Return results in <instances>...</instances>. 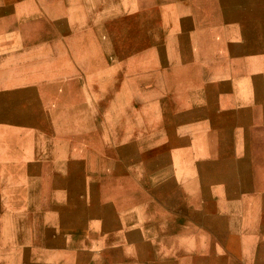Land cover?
<instances>
[{
  "label": "crops",
  "instance_id": "0c3cea01",
  "mask_svg": "<svg viewBox=\"0 0 264 264\" xmlns=\"http://www.w3.org/2000/svg\"><path fill=\"white\" fill-rule=\"evenodd\" d=\"M263 14L264 0H0V114L19 118L0 123V139L74 147L29 160L4 147L0 194L13 196L0 220L9 206L32 234L0 237V264H264V158L252 150L248 171L226 170L229 154L196 140L219 130L221 112L264 114ZM216 64L222 79L234 65L248 89L232 109L201 96L190 105ZM158 95L168 121L138 120ZM25 192L49 199L22 208L26 220Z\"/></svg>",
  "mask_w": 264,
  "mask_h": 264
},
{
  "label": "bare ground",
  "instance_id": "6f19581e",
  "mask_svg": "<svg viewBox=\"0 0 264 264\" xmlns=\"http://www.w3.org/2000/svg\"><path fill=\"white\" fill-rule=\"evenodd\" d=\"M169 1V0H168ZM217 1V0H216ZM160 2V1H159ZM203 3V2H202ZM205 3V2H204ZM209 3V2H208ZM212 3V2H211ZM3 4V3H2ZM1 4V5H2ZM169 5V4H168ZM227 6V5H226ZM161 8V6H160ZM218 8V7H217ZM13 9V8H12ZM193 10V9H192ZM219 10V9H218ZM167 11V10H166ZM219 12V11H218ZM169 13V12H168ZM264 15V14H263ZM213 16V15H212ZM215 16V15H214ZM119 17V16H118ZM207 17V15H206ZM134 19V18H133ZM161 19V18H160ZM206 19V18H205ZM209 19V18H208ZM48 20V19H47ZM162 20V19H161ZM160 20V22H161ZM222 20V19H220ZM232 21V20H230ZM48 22V21H47ZM135 22V21H134ZM195 27L199 28L200 30L202 29L203 26V19L198 16L196 18H194L193 20ZM222 23V21H221ZM206 24V23H205ZM211 24V23H210ZM213 24V23H212ZM118 25V23H117ZM160 25V24H159ZM238 25V24H237ZM4 26V25H3ZM42 26V25H41ZM51 26V25H50ZM75 26V25H74ZM155 26V25H154ZM235 26V25H234ZM240 26V25H238ZM135 27V26H134ZM245 27V26H244ZM256 27V26H254ZM258 27V26H257ZM56 28V27H55ZM151 28V27H150ZM229 28V27H228ZM134 29V28H133ZM245 29V28H244ZM50 31V29H48ZM52 30V28H51ZM119 30V29H118ZM117 30V31H118ZM256 30V29H255ZM259 30V29H258ZM93 31H94V27H93ZM97 32V31H96ZM120 32V31H119ZM48 33V32H47ZM262 33V32H261ZM50 35H52L51 33H49ZM99 34V33H98ZM62 35V34H61ZM97 35V34H95ZM256 35V34H255ZM38 36V35H37ZM241 36V35H240ZM56 37V35H55ZM164 37V36H163ZM39 39V37H37ZM61 38V37H60ZM152 38V36H151ZM247 38V37H246ZM257 38V37H256ZM263 38V37H262ZM101 39V38H99ZM164 39V38H163ZM245 39V38H244ZM63 40V39H62ZM225 42L228 44L229 42L232 41H237L236 37L234 35H230V34H226L225 38H224ZM242 40V39H241ZM259 40V39H258ZM47 41V40H46ZM64 41V40H63ZM220 40L215 39V44L217 42H219ZM48 42V41H47ZM150 42V41H149ZM115 43V42H114ZM160 43V42H159ZM116 44V43H115ZM108 45V44H107ZM128 45V44H127ZM162 46V45H161ZM143 47V46H142ZM240 47V46H239ZM124 48V47H123ZM122 48V49H123ZM256 48V47H254ZM258 48V45H257ZM119 49V48H118ZM121 49V50H122ZM235 50V47L233 48ZM251 49V48H250ZM261 49V48H259ZM256 50V49H255ZM254 50V51H255ZM263 50V49H262ZM130 51V50H129ZM104 52V51H103ZM136 52V51H135ZM119 53V52H118ZM259 58L262 59L264 58V53L261 51V53H259ZM120 55V54H119ZM235 56V55H233ZM121 57V56H120ZM159 57V56H158ZM107 59V58H106ZM166 60V59H165ZM164 65V64H163ZM220 67V64H216L214 65V69H215V74L211 75L209 78V82L208 84H205L206 89H204V91H206L205 96L201 95H197V96H193L192 98H190V101L188 102L190 105L193 104L194 100L199 98L198 96L204 97L208 104H210V109L213 108L214 105H216V103H220V105L224 106V108H234L236 107V102L234 99V95L233 93H238V94H242L243 92H245L246 86L244 85H236V83L234 82V77H235V73L233 70H237V68L234 65H228L227 66V70L226 73H229L231 75V77H233V79L230 77L229 79H222V77H220L218 68ZM119 70V69H118ZM170 70V69H169ZM228 71V72H227ZM256 72L255 70L252 72L254 73ZM81 73V72H80ZM244 73V72H243ZM1 75V78H4V75ZM6 76V75H5ZM9 76V75H8ZM252 77V76H251ZM10 80V81H9ZM12 79H9V77L7 78L6 82L7 85L6 87H8V90H12L14 91V86L16 84V82H14ZM82 80V79H81ZM262 80V79H261ZM2 81V80H1ZM259 80H257L258 82ZM34 82L33 84L35 85H41L42 82H36V81H31ZM154 82V81H153ZM253 82V81H252ZM79 82H77L78 84ZM204 82H200L199 84H203ZM154 85V84H153ZM208 85V86H207ZM83 87L80 88L81 90H89L86 85H82ZM144 86V85H143ZM156 86V85H155ZM148 87V86H147ZM157 87V86H156ZM174 87V86H173ZM18 88V87H17ZM20 88V87H19ZM31 88V87H30ZM37 89H40V87H36ZM36 88H34L35 90H37ZM115 88V87H114ZM21 89V88H20ZM31 90V89H30ZM42 90V89H41ZM174 90V89H173ZM172 90V91H173ZM24 91V90H22ZM203 91V90H202ZM38 92H40V90H38ZM19 93V92H17ZM16 93V94H17ZM14 94V93H12ZM15 94V95H16ZM41 94V93H40ZM87 94V93H86ZM191 94V93H190ZM199 94V92H198ZM204 94V93H203ZM10 95V94H9ZM8 95V96H9ZM22 95V94H21ZM189 95V94H188ZM14 96V95H13ZM12 96V97H13ZM161 95H158L156 98H152L150 100H148L147 102H145L143 105L146 106L144 107L145 111L143 113H140V115L138 116V120H143L145 122H149L152 124L155 123H164L166 121H168V116L167 114H165L164 112L166 107L165 106H161V107H156L159 108V113H155L153 111L154 106L152 107V105L156 104L158 105L159 103L161 105H168V103L166 102V100L160 97ZM259 96V95H258ZM263 96V95H262ZM20 97V96H19ZM23 97V95H22ZM88 97V96H87ZM133 97V96H132ZM131 98V97H130ZM130 98L128 99V103L130 101ZM135 98V97H133ZM258 98V97H257ZM263 98V97H262ZM260 100V98H259ZM264 100V99H263ZM43 101V100H41ZM262 101V100H260ZM29 102V99H28ZM173 104L179 105L177 103L176 100L172 101ZM257 102V101H256ZM30 103V102H29ZM96 103V102H95ZM127 103V105H128ZM90 104V103H89ZM151 105V106H150ZM29 109V108H28ZM33 109V108H32ZM36 109V108H35ZM47 109V108H46ZM17 110V109H16ZM34 110V109H33ZM45 110V109H44ZM152 110V111H151ZM97 111V110H96ZM46 112V111H45ZM148 112V113H147ZM18 112L16 111L15 114H17ZM211 113V112H209ZM17 116L19 117V114H17ZM98 116V115H96ZM102 116V115H101ZM16 116H11V115H6V114H0V123H3L5 120L6 121H12L9 118H15ZM39 117V116H38ZM100 117V116H99ZM218 119L220 120V122L222 123L220 125L219 130H214L211 134L209 135H205L204 132L200 131V133L202 135H200L201 137H199L198 139H196L198 141V143H201V145L203 146V150H209V152H215L216 154H218V156L223 155V153H228L230 161L224 162L225 166L224 169L229 170V169H238L239 167H241L244 170L249 169V163L246 160L242 159V156H244L245 154H247V152H251L252 150L254 151V153L256 154V157L259 158V156H262V158H264V114L260 113L258 115L252 114L251 112H221L220 114L217 115ZM42 118V117H41ZM40 118V119H41ZM102 118V117H101ZM19 118H15L16 121H18ZM43 119V118H42ZM28 120V119H27ZM47 120V119H46ZM102 120V119H101ZM31 121V120H30ZM208 122V120H207ZM7 123V122H6ZM101 123V122H100ZM144 123V122H143ZM31 124V123H30ZM19 125V124H18ZM26 125V124H25ZM48 125V124H47ZM145 125V124H144ZM29 126V125H28ZM44 126V125H43ZM49 126V125H48ZM98 126V125H97ZM106 126V125H105ZM37 127H39L37 125ZM42 127V126H41ZM45 127V126H44ZM5 128V127H4ZM43 128V127H42ZM53 130V129H52ZM50 132V131H48ZM98 132V131H97ZM157 133V132H156ZM108 136V135H107ZM236 136H238V138H236ZM13 139L11 138V142L7 143V146L5 145V141L0 139V154H2V151H5L4 147H7V150H9V152L7 153V155L12 156V157H17L20 158L21 155L23 154L26 159H30V156H34V155H40V154H49V155H68L72 153V149L74 147L72 146H53L51 144H42L36 146L35 143L32 141V143L26 142L23 143L21 142V140H19L17 135H14ZM31 137V136H29ZM92 137V136H91ZM118 137V136H117ZM177 137V136H176ZM101 138V137H100ZM245 139L247 140L246 142H248V145L245 146L243 145L244 143L242 142H238L237 139ZM122 142V141H121ZM191 142V141H190ZM109 143V142H108ZM141 143V142H140ZM242 143V144H239ZM2 145V146H1ZM163 145V144H162ZM192 145V144H191ZM106 146V145H105ZM161 146V145H159ZM190 146V145H189ZM188 146V147H189ZM156 147V146H155ZM160 148V147H158ZM11 149V150H10ZM76 149V148H75ZM182 149H185L184 147H182ZM57 150V151H56ZM192 153V152H191ZM97 154V153H96ZM193 154V153H192ZM129 155V154H128ZM127 155V156H128ZM91 156V155H90ZM23 157V156H22ZM24 157V158H25ZM93 158L95 156H92ZM241 157V158H240ZM86 158V157H85ZM92 158V159H93ZM124 158V157H123ZM240 158V159H239ZM222 159V158H220ZM236 159V160H233ZM91 160V159H90ZM95 161V160H94ZM93 161V162H94ZM187 161V160H186ZM222 161V160H221ZM32 162V161H31ZM90 163V162H89ZM92 163V162H91ZM106 163V162H105ZM113 166V165H112ZM37 167V166H36ZM120 167V165H119ZM38 168V167H37ZM95 168V167H94ZM141 168V167H140ZM105 169V167H104ZM108 170V169H107ZM243 170V172H244ZM38 171V170H37ZM102 171V170H101ZM124 171V170H123ZM144 172V171H143ZM227 172V171H226ZM110 173V172H109ZM86 174V173H85ZM37 175V174H36ZM88 175V174H87ZM90 175V174H89ZM94 175V174H92ZM97 175V174H96ZM38 177V176H37ZM177 178V176H176ZM18 179V180H17ZM34 179V177H33ZM17 185L18 186H22L24 189L25 186L29 187L31 185H28V183L25 181L24 178H16ZM29 180V179H28ZM135 180V179H134ZM141 180V178H140ZM142 181V180H141ZM32 182V181H31ZM30 182V183H31ZM95 182V181H94ZM177 182V181H176ZM97 183V182H96ZM95 183V184H96ZM33 185L35 183H32ZM83 183H76L75 185H82ZM94 184V185H95ZM35 187H38V184H35ZM90 185V184H89ZM96 188V187H95ZM79 189V188H78ZM92 189V188H91ZM94 189V188H93ZM96 190V189H95ZM98 190V189H97ZM253 190V189H252ZM40 191V190H39ZM95 192V191H94ZM96 193V192H95ZM245 193V192H244ZM249 193V192H248ZM246 194V193H245ZM259 194V193H258ZM19 195V194H17ZM260 195V194H259ZM13 194L11 193H4V194H0V200L4 201L5 199H7V201H10V197H12ZM34 197H32V194H29L28 192L22 193L21 197L19 198L20 201V211L19 213H23V219L26 220L27 216H25V213L22 211V208L25 207H29V204H31L33 201H38L39 203H47L49 202V199H47L46 196L44 195H33ZM252 196V195H251ZM257 196V195H256ZM39 198V199H38ZM250 198V197H249ZM256 198V197H255ZM63 201L67 204V202H72L74 201V199L68 198V196H65L63 198ZM252 201V200H251ZM260 201V200H259ZM36 203V202H35ZM254 203V202H253ZM65 204V205H66ZM250 204V203H249ZM252 204V203H251ZM11 205V204H10ZM248 206V205H247ZM252 207V205H249ZM254 206V204H253ZM4 208H6V213L5 214V218H9L8 222H4L0 220V226H1V232H0V237H4V235L8 236L11 235L12 231H14V236L18 235H23V236H28L31 235V231L29 229L28 224L24 223V222H19V223H15L13 221L14 217L13 215L10 216L9 213L13 212L12 210L8 209L9 206H2ZM8 207V208H7ZM243 207V206H242ZM32 208V207H31ZM39 208V207H38ZM259 210V209H258ZM9 212V213H8ZM246 212V211H245ZM244 212V213H245ZM257 212V211H256ZM247 213V212H246ZM250 213V212H249ZM27 214V213H26ZM251 214V213H250ZM258 215V213H255ZM22 215H18V217H22ZM35 217V216H34ZM246 217V214H245ZM254 217V216H253ZM258 217V216H257ZM20 219V218H19ZM243 220H244V216H243ZM36 221V220H35ZM257 221V219H256ZM37 225V224H36ZM56 226V225H55ZM44 227V226H43ZM49 227V226H48ZM33 228V227H32ZM57 228V227H56ZM36 229V228H35ZM52 229V228H50ZM59 229V228H58ZM34 231V230H33ZM58 231V230H57ZM34 233V232H33ZM36 233V232H35ZM35 237V236H34ZM14 258V257H13Z\"/></svg>",
  "mask_w": 264,
  "mask_h": 264
},
{
  "label": "rangeland",
  "instance_id": "374dc122",
  "mask_svg": "<svg viewBox=\"0 0 264 264\" xmlns=\"http://www.w3.org/2000/svg\"><path fill=\"white\" fill-rule=\"evenodd\" d=\"M193 20H194V18H193ZM130 97H131V98H130ZM130 97H128V99L130 98L129 103L127 102L128 105H130V103H131L132 101H134V98H133L132 96H130ZM160 97L163 98L162 96H160ZM170 100L173 101L172 98H170ZM150 106H151V105H150ZM153 106H154V107H161V106H166V105H165V104H164V105H161V104L159 103L158 105H156V104L154 105V104H153L152 107H153ZM143 107H146V106L143 105Z\"/></svg>",
  "mask_w": 264,
  "mask_h": 264
}]
</instances>
